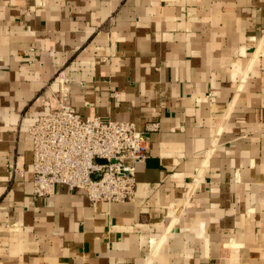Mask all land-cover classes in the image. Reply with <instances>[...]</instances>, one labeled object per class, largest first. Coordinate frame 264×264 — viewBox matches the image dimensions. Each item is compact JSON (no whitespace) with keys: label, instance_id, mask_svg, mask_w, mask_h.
Instances as JSON below:
<instances>
[{"label":"crops","instance_id":"obj_1","mask_svg":"<svg viewBox=\"0 0 264 264\" xmlns=\"http://www.w3.org/2000/svg\"><path fill=\"white\" fill-rule=\"evenodd\" d=\"M62 68L145 133L134 199L33 198ZM0 264H264V0H0Z\"/></svg>","mask_w":264,"mask_h":264},{"label":"built area","instance_id":"obj_2","mask_svg":"<svg viewBox=\"0 0 264 264\" xmlns=\"http://www.w3.org/2000/svg\"><path fill=\"white\" fill-rule=\"evenodd\" d=\"M56 80L54 104L38 116L27 132L33 144L32 195H51L58 185L87 191L91 201H128L135 197L137 166L149 154L145 133L129 120L83 115L69 102V78L65 68ZM159 123L149 124L158 130ZM13 175L27 171L15 162L8 166ZM100 175V177H95Z\"/></svg>","mask_w":264,"mask_h":264},{"label":"rangeland","instance_id":"obj_3","mask_svg":"<svg viewBox=\"0 0 264 264\" xmlns=\"http://www.w3.org/2000/svg\"><path fill=\"white\" fill-rule=\"evenodd\" d=\"M59 72V71H58ZM58 72H57V75H58ZM57 77V76H56ZM55 79V78H54ZM47 87H49V84L47 85ZM49 89V88H48Z\"/></svg>","mask_w":264,"mask_h":264},{"label":"water","instance_id":"obj_4","mask_svg":"<svg viewBox=\"0 0 264 264\" xmlns=\"http://www.w3.org/2000/svg\"><path fill=\"white\" fill-rule=\"evenodd\" d=\"M95 177H100V175H96Z\"/></svg>","mask_w":264,"mask_h":264}]
</instances>
